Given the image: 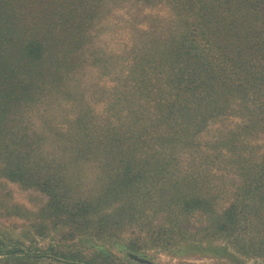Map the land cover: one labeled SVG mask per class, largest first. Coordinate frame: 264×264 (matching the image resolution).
<instances>
[{
	"label": "rangeland",
	"instance_id": "rangeland-1",
	"mask_svg": "<svg viewBox=\"0 0 264 264\" xmlns=\"http://www.w3.org/2000/svg\"><path fill=\"white\" fill-rule=\"evenodd\" d=\"M67 1L71 8L62 15L71 14L74 19L68 26L69 48L62 54L71 68L38 95L26 115L8 121L10 139L0 141V264H71L51 254H72V250L82 252L81 262L88 263L103 251L127 264L132 260L139 264H264V253L247 256L231 246L227 251L199 252L185 232L204 224V215L187 213L183 202L161 207L160 201L171 200L169 177L182 173L169 174L165 161L170 163L177 144L189 138L177 134L166 118L153 123L161 111L153 96L147 97L161 92L159 82L153 78L152 87L147 83L144 96L135 91L134 104L120 103L122 81L137 58L148 53L152 42H168L179 32L175 21L179 2L103 0L99 9L87 13L76 9L86 0ZM67 83L69 88H64ZM139 105L144 108L137 110ZM142 111L148 113L144 118ZM233 124L228 123L227 129ZM143 125L147 129L140 139ZM211 133L203 132L198 144L205 146ZM254 140L263 156L264 131ZM18 170L25 176L12 179V172ZM121 174L134 179L136 188L120 196V206L126 210L115 215L112 227H105L115 206L109 203L108 191ZM222 174L219 169L215 175ZM211 190L221 191L215 202L218 211L226 206V193L236 196L231 182L216 180ZM90 204L92 211L101 206L83 218ZM174 205L180 213L170 217L168 210ZM80 219L79 229L74 222ZM100 220L103 227L98 225ZM12 250L22 252L8 253ZM36 253L49 255L33 257Z\"/></svg>",
	"mask_w": 264,
	"mask_h": 264
},
{
	"label": "trees",
	"instance_id": "trees-1",
	"mask_svg": "<svg viewBox=\"0 0 264 264\" xmlns=\"http://www.w3.org/2000/svg\"><path fill=\"white\" fill-rule=\"evenodd\" d=\"M102 1L86 0L76 9L89 13L99 9ZM172 2H179L175 8L179 32L168 39L169 43L152 42L148 53L137 58L129 71L131 74L122 81L120 103L127 100L134 104L135 98L131 100V97L135 91L144 96L147 83L152 87L154 78L161 92L147 98L153 96L161 113L153 123L166 118L177 134L189 138L187 143L177 144L170 163L165 161L169 174L179 170L182 173L171 180L169 177L167 185L173 184V192H169L171 200L160 204L170 207L183 202L187 213L196 211L204 215V224L192 227L196 231L185 232L186 237L192 238L191 246L202 253L227 251L231 246L247 256L263 255L264 155L257 149L254 136L264 131V0ZM70 8L67 0H0V141L3 143L8 142L12 132L8 121L26 115L25 110L36 105L33 103L38 95L55 85L59 75L71 68L62 54L69 48L68 26L74 19L71 14H62ZM113 74L114 71L109 73ZM147 76L152 77L146 79ZM64 88H69L68 83ZM147 114L141 112L143 118ZM228 123L234 124L227 129ZM146 129L145 125L139 129L138 138ZM205 131L213 133L204 146L197 141ZM189 157L192 161H188ZM183 158L186 159L181 161ZM219 169L225 174L215 175ZM12 175L15 180L17 175L25 176V172L18 170ZM216 180L231 182L236 190L234 198L226 193L227 203L221 211L215 207L221 191L214 194L211 190ZM135 188L136 182L127 174L118 175L113 181L108 197L115 206L105 227H112L117 221L115 215L126 210L120 206V196L122 199ZM100 206L94 211L93 204L87 206L83 218H89ZM174 208L176 205L168 210L170 217L180 213ZM74 224L80 229L81 219ZM98 225L103 227L104 220ZM71 231L74 233L72 226ZM81 254L72 250V254L51 255L71 264H127L103 251L93 256L90 263L81 262ZM42 255L49 254L36 253L33 257ZM128 264L139 263L132 260Z\"/></svg>",
	"mask_w": 264,
	"mask_h": 264
}]
</instances>
